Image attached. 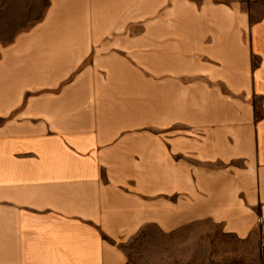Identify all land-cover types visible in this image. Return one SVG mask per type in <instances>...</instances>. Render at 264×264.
Wrapping results in <instances>:
<instances>
[{
    "label": "crops",
    "instance_id": "1",
    "mask_svg": "<svg viewBox=\"0 0 264 264\" xmlns=\"http://www.w3.org/2000/svg\"><path fill=\"white\" fill-rule=\"evenodd\" d=\"M129 27L147 126L177 117L194 133L120 137L131 95L74 76L90 30ZM51 33L69 43L20 39ZM0 37H13L0 41V264H128L119 245L142 227L200 222L263 263L264 0H0Z\"/></svg>",
    "mask_w": 264,
    "mask_h": 264
},
{
    "label": "rangeland",
    "instance_id": "2",
    "mask_svg": "<svg viewBox=\"0 0 264 264\" xmlns=\"http://www.w3.org/2000/svg\"><path fill=\"white\" fill-rule=\"evenodd\" d=\"M147 27L149 38L154 37V30H151L149 26ZM140 29L141 27L103 29L99 30V33L96 32L97 30H90L89 42L92 43V57L87 58L85 65L80 67L74 73V76L100 74L105 80V90L108 89L113 92L120 89L121 92H128L131 95L133 101L136 102L137 106L134 108L137 111L123 114L121 123L124 127L120 132L117 131L120 133V137L194 133L196 128L193 123H189L187 120V123L180 124L177 117L175 118L176 122L172 123L169 129L168 127H162V119H160L159 127L147 126L143 79H141L143 68L139 53ZM38 35L20 36V39H23L24 43L26 38L29 37L31 44L34 40V38L31 40V38L36 36L33 44H36L37 47L62 45L65 41L63 33H60L59 36L56 33L42 34L39 39ZM13 37H0V41L6 44ZM130 49H132L133 54L129 52ZM117 55V59H110L111 56L115 57ZM94 58L96 60L101 59L100 65L99 61L95 66L93 65ZM109 74H123V78L120 75L118 81H107L106 76ZM189 103L193 104L192 102ZM187 112L191 115L194 114L192 107L191 110L187 109ZM127 125L131 127H126ZM103 132L107 137L112 133L109 129ZM147 145L148 143L141 144L143 147ZM131 147L132 145L125 143L124 148L126 151L119 157L120 162L117 165L120 170L131 167L132 162L129 161L133 159L129 154ZM141 157L147 158L148 156L142 153ZM190 164L196 166L197 162L192 158ZM237 166L240 168L244 166L241 159L238 160ZM119 246L124 251L128 264H250L236 255L238 249L233 236L221 235L219 226L208 222L195 223L189 228L182 227L174 233H164L163 235L158 232L154 224L146 225L136 235ZM207 247H209V250H207ZM262 264H264V261Z\"/></svg>",
    "mask_w": 264,
    "mask_h": 264
}]
</instances>
